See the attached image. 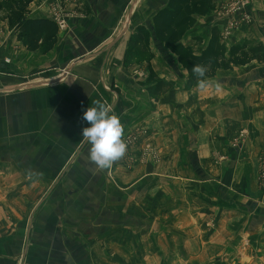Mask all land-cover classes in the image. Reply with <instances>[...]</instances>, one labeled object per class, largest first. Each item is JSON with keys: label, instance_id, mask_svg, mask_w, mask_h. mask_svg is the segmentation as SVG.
<instances>
[{"label": "crops", "instance_id": "0c3cea01", "mask_svg": "<svg viewBox=\"0 0 264 264\" xmlns=\"http://www.w3.org/2000/svg\"><path fill=\"white\" fill-rule=\"evenodd\" d=\"M224 1L194 16L179 44L198 55L212 29L220 36ZM167 3L33 0L29 19L62 14L54 46L31 52L13 32L0 36V264H264V62L217 70L209 79L219 91L185 89L186 70L152 30ZM249 13L227 47L264 45V0H250ZM138 27L150 32L147 54L126 63ZM149 55L156 77L175 83L158 96L147 90ZM100 98L124 137L149 129L142 142L158 161L140 159V142L131 164L127 154L103 171L89 162L82 116ZM168 236L183 239L187 258L167 261Z\"/></svg>", "mask_w": 264, "mask_h": 264}, {"label": "trees", "instance_id": "16d2710c", "mask_svg": "<svg viewBox=\"0 0 264 264\" xmlns=\"http://www.w3.org/2000/svg\"><path fill=\"white\" fill-rule=\"evenodd\" d=\"M32 1L1 0L0 10L7 13L12 27L10 29L14 30L17 40L22 41L26 50L34 52L41 49L46 52L54 46L59 28L54 21L27 18L28 6ZM213 9L214 0H168L167 5L153 16L155 39L170 50L178 64L186 70L185 89L197 84L191 71L196 64H210L207 76L211 78L217 70H229L252 61L264 62V46L261 42L246 40L227 47L216 29H212L205 48L198 55L190 47L179 44L184 33L195 23L194 16L208 15ZM149 39L150 32L144 27H138L129 38V50L144 47L139 53H146ZM146 82L150 85L147 90L151 96L161 95L175 85L173 81L150 75Z\"/></svg>", "mask_w": 264, "mask_h": 264}, {"label": "clouds", "instance_id": "9594fccd", "mask_svg": "<svg viewBox=\"0 0 264 264\" xmlns=\"http://www.w3.org/2000/svg\"><path fill=\"white\" fill-rule=\"evenodd\" d=\"M210 64H196L192 74L196 77L201 90L214 87L221 90L220 82L211 81L207 73ZM82 120L89 126L82 129V140L89 145L88 160L97 169L103 171L121 160L127 153L128 144L124 139V125L113 112L112 106L103 98L94 99L83 112Z\"/></svg>", "mask_w": 264, "mask_h": 264}, {"label": "rangeland", "instance_id": "374dc122", "mask_svg": "<svg viewBox=\"0 0 264 264\" xmlns=\"http://www.w3.org/2000/svg\"><path fill=\"white\" fill-rule=\"evenodd\" d=\"M0 3H2V2H0ZM10 28H12V27H11V24L8 22L7 13L1 9L0 10V36H2V34L3 35L6 34V36H7V37L5 36L6 38H11L12 32H13V34H15V32H14V30H12ZM263 37H264V35H263ZM263 40H264V38H263ZM248 41H250V42H261L260 39L258 40L257 38L251 39V40H248ZM142 50H144V47L143 48H141V47L140 48L139 47L130 48V50L128 49V54L126 55V63H131V61L135 60V57H137V59H139L138 58L139 55L143 56V55L147 54V53L140 54L139 52L142 51ZM134 55H136V56H134ZM150 58H151V55L148 58V61H147L148 65L146 67L147 70L150 72V74L148 73V76L150 75V77L152 76V77L156 78V74L154 72L153 66L150 63ZM4 61H5V63H6V61H8V63H9L10 62L9 57L4 59ZM161 65H163V67H165L164 69H167V67H166L164 62H161ZM159 67H161V66H159ZM136 73H138V72H136ZM148 136H149V129L148 128H146V127H135L129 134H127V136L124 137L125 141L128 144V150H127V153H126L127 154L126 155L127 156L126 160L129 162V164H131V162L134 161V159L132 158V154H128L129 151H131L132 148H134L137 144H139L140 142L144 141ZM142 145L143 146L141 147V154H140V156H141L140 159L141 160L143 158L147 159V157H150V160L152 162H155V161H158L160 159L161 155L152 146V144L150 145V144H145V143L142 142ZM234 145L236 146V143ZM158 154L160 156H158ZM137 155H138V153H137ZM177 205L180 206V203H177ZM171 209H172V207L170 208V211H171ZM173 221L176 224H178L179 228H184L185 229L187 224H188V221L186 220V217H185V219H183V218H181V215H180V220H178L176 222L173 219ZM214 223H215V221L212 220V219L211 220L207 219L204 222V224H206L210 228H211V226L213 227ZM201 224L204 225L203 222H201ZM200 235H201V232H200ZM174 237L175 236H173V237H169L168 236V237L163 238V247L168 250V253L166 255L167 261L170 260V258L174 257V259L176 258V260H179V262H180V260H182L183 258H185V257L187 258V255H185V252L181 249L184 246V241L179 236H177L175 238ZM201 246L202 245L198 246V244L195 242V248L196 247L201 248ZM171 249L176 252V257L174 255V253H171ZM187 249H189L188 245H187ZM196 251H197V249H196ZM211 255H212V253H209V252L207 253V256L210 257ZM193 258L195 259L194 260L195 262H201V261H203V258H205V255L201 251V252H197L196 255H193ZM190 260H188V261H190Z\"/></svg>", "mask_w": 264, "mask_h": 264}, {"label": "built area", "instance_id": "2783aa9c", "mask_svg": "<svg viewBox=\"0 0 264 264\" xmlns=\"http://www.w3.org/2000/svg\"><path fill=\"white\" fill-rule=\"evenodd\" d=\"M250 0H225L219 5L217 9V16L226 20V24L222 28L220 37L223 42H226L233 34L234 31L241 26L251 22V15L249 13ZM55 8V7H54ZM53 21L57 24L58 28H62L64 19L61 12L56 8L53 11ZM8 63V61H6ZM264 154L259 156L261 161ZM264 172H260V177L263 178Z\"/></svg>", "mask_w": 264, "mask_h": 264}, {"label": "water", "instance_id": "95a60500", "mask_svg": "<svg viewBox=\"0 0 264 264\" xmlns=\"http://www.w3.org/2000/svg\"><path fill=\"white\" fill-rule=\"evenodd\" d=\"M189 148L193 149V148H195V145L191 144ZM156 229H157V224L156 223H152L151 228H150L151 233L156 232Z\"/></svg>", "mask_w": 264, "mask_h": 264}]
</instances>
